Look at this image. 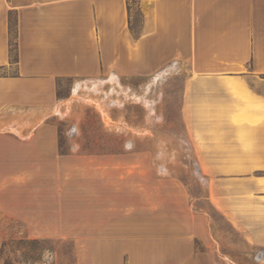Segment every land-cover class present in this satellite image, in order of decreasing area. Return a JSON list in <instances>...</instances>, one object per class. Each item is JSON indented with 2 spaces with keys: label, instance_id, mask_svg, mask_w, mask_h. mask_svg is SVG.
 I'll return each mask as SVG.
<instances>
[{
  "label": "crops",
  "instance_id": "obj_1",
  "mask_svg": "<svg viewBox=\"0 0 264 264\" xmlns=\"http://www.w3.org/2000/svg\"><path fill=\"white\" fill-rule=\"evenodd\" d=\"M170 63L188 67L180 118L208 191L217 188L214 209L264 252V0H0V159L69 157L48 123L61 81L146 78ZM65 194H33L18 210L29 230L58 224L29 237L70 242L72 264H212L206 220L194 212L191 223L183 203L114 214L103 197L86 215Z\"/></svg>",
  "mask_w": 264,
  "mask_h": 264
},
{
  "label": "rangeland",
  "instance_id": "obj_2",
  "mask_svg": "<svg viewBox=\"0 0 264 264\" xmlns=\"http://www.w3.org/2000/svg\"><path fill=\"white\" fill-rule=\"evenodd\" d=\"M132 17L135 29L140 19L136 12ZM187 73L184 64L170 63L146 78L59 83V104L48 123L56 126L60 152L69 157L0 159V181L12 180L0 191L2 264H72L70 242L29 237L40 229L52 233L58 224H35L29 230L26 211L18 210L26 208L27 197L33 194L48 202L63 193L72 212L86 215L102 208L95 202L103 197L114 214L127 205L125 210L132 213L141 209L156 215L173 203H183L191 223L194 212L201 215V225L202 218L206 220L212 264H264V252L248 247L214 209L217 188L208 191L180 118ZM49 170L58 174L33 179ZM52 183L71 190H34ZM196 241L202 251V241Z\"/></svg>",
  "mask_w": 264,
  "mask_h": 264
},
{
  "label": "trees",
  "instance_id": "obj_3",
  "mask_svg": "<svg viewBox=\"0 0 264 264\" xmlns=\"http://www.w3.org/2000/svg\"><path fill=\"white\" fill-rule=\"evenodd\" d=\"M59 148H60V144H59ZM61 151V150H60Z\"/></svg>",
  "mask_w": 264,
  "mask_h": 264
}]
</instances>
